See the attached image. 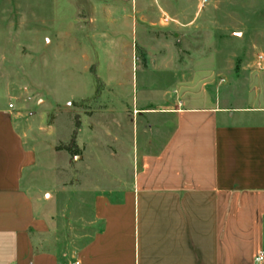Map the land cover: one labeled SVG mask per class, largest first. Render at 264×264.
I'll return each mask as SVG.
<instances>
[{"label": "crops", "instance_id": "0c3cea01", "mask_svg": "<svg viewBox=\"0 0 264 264\" xmlns=\"http://www.w3.org/2000/svg\"><path fill=\"white\" fill-rule=\"evenodd\" d=\"M145 5L132 2L137 24ZM106 8L110 17L120 10L130 25L131 3ZM122 58L123 65L132 64ZM241 58L233 65L202 57L180 73L172 67L173 96H165L166 89L157 102H128L136 111L132 133L140 113L162 114L160 121H170V129L156 148L128 162L126 179L107 176L110 188L97 186L87 236L67 241L57 234L58 219L38 201L46 187L37 181L53 167L31 123L32 88L12 80L13 67L3 56L0 264H67L74 258L82 264H264V53L249 50ZM161 68L166 67L152 66ZM125 80L101 79L107 89L94 99L101 111L108 110L104 92L123 88ZM99 130L109 133L107 125L86 115L77 122L75 144H93ZM260 252L263 259L257 261Z\"/></svg>", "mask_w": 264, "mask_h": 264}, {"label": "rangeland", "instance_id": "374dc122", "mask_svg": "<svg viewBox=\"0 0 264 264\" xmlns=\"http://www.w3.org/2000/svg\"><path fill=\"white\" fill-rule=\"evenodd\" d=\"M123 1L132 7L128 27L120 10H112V18L106 13L107 6ZM134 1L0 0V60L4 56L5 65L17 71L12 80L32 88L31 123L53 167L37 181L46 187L38 201L58 219L63 240L87 236L97 186L110 188L107 176L126 179L128 162L156 148L170 129V121H160L162 114L140 113L132 133L136 111L128 102H157L166 89L165 96H173L172 67L180 73L202 57L234 65L242 52L264 53V0H144L139 24ZM122 57L132 64L123 65ZM160 62L165 69H152ZM143 67L148 70L138 69ZM121 75L126 86L111 82L103 95L108 110L101 111L94 100L107 89L101 79ZM86 115L107 125L109 133L99 130L93 144L71 146L69 152L64 147ZM47 125L49 131L41 130Z\"/></svg>", "mask_w": 264, "mask_h": 264}, {"label": "built area", "instance_id": "2783aa9c", "mask_svg": "<svg viewBox=\"0 0 264 264\" xmlns=\"http://www.w3.org/2000/svg\"><path fill=\"white\" fill-rule=\"evenodd\" d=\"M262 259H263V253L260 252V253L258 254V256L256 257V260H257V261H261ZM67 264H82V263H81V261H80L79 259L74 258V259H72L70 262H68Z\"/></svg>", "mask_w": 264, "mask_h": 264}, {"label": "trees", "instance_id": "16d2710c", "mask_svg": "<svg viewBox=\"0 0 264 264\" xmlns=\"http://www.w3.org/2000/svg\"><path fill=\"white\" fill-rule=\"evenodd\" d=\"M71 143V145L70 146H65L64 148L67 150V151H69L70 152V148H71V146H75L76 144H75V141H74V138H73V140L70 142ZM56 149H58V147H56Z\"/></svg>", "mask_w": 264, "mask_h": 264}]
</instances>
